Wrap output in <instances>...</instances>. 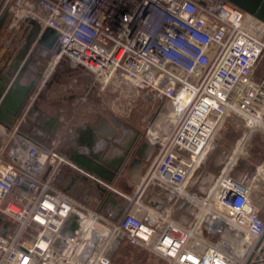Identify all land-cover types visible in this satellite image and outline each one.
Returning <instances> with one entry per match:
<instances>
[{"label": "built area", "instance_id": "2783aa9c", "mask_svg": "<svg viewBox=\"0 0 264 264\" xmlns=\"http://www.w3.org/2000/svg\"><path fill=\"white\" fill-rule=\"evenodd\" d=\"M0 3L56 32L54 67L82 69L103 87L127 86L159 103L161 138L143 185L153 183L188 207L185 219L172 218L136 191L115 218L89 211L57 178L68 167L95 185L107 183L23 133L20 120L4 131L0 148V264H109L100 224L169 264H247L222 243L224 237L208 236L226 227L246 238L244 254L258 250L264 221L251 185L231 176L228 167L206 198L188 194L186 185L229 113L243 115L247 125L264 120V72L258 77L257 71L264 61V21L228 0ZM71 214L80 226L64 238L60 230Z\"/></svg>", "mask_w": 264, "mask_h": 264}, {"label": "crops", "instance_id": "0c3cea01", "mask_svg": "<svg viewBox=\"0 0 264 264\" xmlns=\"http://www.w3.org/2000/svg\"><path fill=\"white\" fill-rule=\"evenodd\" d=\"M15 14L16 11L12 6L3 7L0 3V22L2 23L0 28V74L2 75L10 73L12 62L20 53L34 27L32 22L37 24L29 17L20 18ZM41 33L42 29L36 36L37 40ZM35 41L30 44L27 53L13 72L14 79L24 65L30 61L21 76L19 85L27 86L34 82L33 91L25 101L17 118L6 125L0 123V148L3 146L4 131L13 129L20 120H22L20 130L23 133L30 137L32 134L40 137L39 133L33 130V123L28 121V118H39L43 124V128H40L39 132L45 137L37 141L53 145L76 166L75 159L85 157L91 159L93 164L101 165L105 171L112 173L109 181L100 177L107 183V186L103 187L106 191L103 197L113 196L111 199L115 200L120 207L119 214L124 210L129 199L136 191H139L142 192L145 203L154 210H163L172 218L185 219V215L182 213L188 207L183 201L174 199L167 191L153 183L143 185L147 171L158 152V139L161 138V132L157 130L156 126L149 125L147 129H143L140 126L132 125L131 121L117 119L115 118L117 116L96 108L90 96L93 94L91 90L93 80L96 79L92 80L90 77L92 75L82 69H70L65 65L54 67V62L47 67V58L53 60L54 47L49 49ZM72 72H78V77L73 76L74 78H72ZM62 75L63 79L68 78L73 84H60ZM2 81L6 83L5 79ZM11 82H8L9 85ZM65 86H67L66 89ZM104 88L106 87H100L102 91ZM151 116L150 114V119ZM249 121V126L252 128L256 125L264 126L260 122ZM131 141L130 151L127 156H124L125 148ZM214 147L215 145L210 147L209 152L201 159L197 171H195L202 189L208 187L206 181L213 176L210 175V171L216 157L213 154ZM245 162L246 168H250L251 172L246 175L244 182L251 185L252 193H255L254 197H256L254 202L259 207V216L264 221V159L259 163L252 164V167L247 160ZM242 164L240 163V165ZM110 165H117V171L109 169ZM56 184L89 211H98L101 199L96 197L98 195L92 180L85 179L67 167L57 178ZM100 213L105 218L109 214L105 208L101 209ZM86 222L87 220L84 224ZM96 227L106 237L107 241L103 242L102 246L106 247L105 255L109 256V264H111L117 251L127 243V240L123 236L118 239L117 236L112 235L109 224H100ZM116 238L117 241H114ZM100 249L102 247L99 248V251Z\"/></svg>", "mask_w": 264, "mask_h": 264}, {"label": "rangeland", "instance_id": "374dc122", "mask_svg": "<svg viewBox=\"0 0 264 264\" xmlns=\"http://www.w3.org/2000/svg\"><path fill=\"white\" fill-rule=\"evenodd\" d=\"M8 23L9 22L7 21V24ZM50 63H53V60L47 58V67ZM62 68L64 69V67ZM257 71L258 77H260L262 72H264V61L260 63ZM78 72H72V78H74L73 76L78 77ZM63 75L60 78V84H73L68 78L63 79ZM90 77L92 80L94 79V77ZM101 86L102 85H100L99 82L93 80V86L91 89L93 94H90V96L92 97V101L95 103L96 108H100L102 111H106V113L117 116L115 117L117 119L131 121L132 125L140 126L143 129H147L149 125L157 127L161 126V119L158 117L159 103L150 104L144 98L138 97L136 92L127 86L122 85L119 87L117 85H109L106 86L103 91L100 89ZM66 87L67 86H65V89ZM150 114L152 115L151 119L149 118ZM150 121L152 124H150ZM260 124H264V120H262ZM263 127V125H256V127L252 128L247 125V119L243 115L229 113L223 119L219 130L211 141L210 146L213 147L215 145L213 154L216 157L212 162L210 171V175L213 176L209 177L210 180L208 179V181H206L208 182V187H206V189L201 188V185L196 178V168L186 185L187 193L196 198H206L217 177L221 174L222 170L227 167L228 173L231 176L245 181L246 175L251 172L250 168H246L245 160H247L252 167V164L259 163L264 159ZM240 163L243 164L240 165ZM254 194L255 193H252L253 201H255L256 198L254 197ZM192 209L194 208L192 207ZM236 235V232H230L228 228L222 227L219 235H210L208 238L215 241L217 236L218 238L224 237L222 240L224 242L230 241V244L233 246L232 249L235 250L238 249L237 246H240L239 241L240 239L242 241L243 238V236L240 235V239L235 241L234 236ZM245 245L246 243L242 246L244 250L246 249L244 248ZM257 252L258 250H255L254 253H248L246 251L244 257L249 259L247 264L259 263L255 259ZM160 258L163 257L147 248H141V246L133 247L127 242L119 248L111 264H169L166 259L161 260ZM263 262L264 261L260 263L263 264Z\"/></svg>", "mask_w": 264, "mask_h": 264}, {"label": "water", "instance_id": "95a60500", "mask_svg": "<svg viewBox=\"0 0 264 264\" xmlns=\"http://www.w3.org/2000/svg\"><path fill=\"white\" fill-rule=\"evenodd\" d=\"M232 5L239 8L240 10L244 11L245 13L264 21V0H228ZM1 22H0V28H1ZM33 29L30 32L29 36L26 39V42L22 49L20 50V53L15 58V60L12 62L10 67V73H6L5 75L0 74V123L8 124L12 122L17 116L20 114L21 110L23 109L25 105V101L29 98L33 91L34 82L30 83L27 86H21L19 85V81L21 79V76L23 75L25 69L27 68V65L30 61L24 65V67L21 69V71L18 73V75L13 79V72L17 68V66L20 64V61L23 59L24 55L27 53L29 46L32 42H38L39 45H42L44 47H47L49 49H52L55 44L56 39V32L50 28H46L42 30V33L40 35L39 40L36 39L37 34L40 32V27L32 22ZM2 79H5L6 83L2 81ZM12 80V82H11ZM8 82H11L9 85ZM28 121L33 123V130L38 132L40 137L37 135L32 134V137L36 140H40L42 137L45 136L40 133L39 129L43 128V124H41V119L39 118H28ZM132 141L127 144L125 148V155L130 151ZM93 157V156H92ZM75 163L80 168L98 176V177H104L107 181H109L112 177V173L107 172L104 170V168L101 165H95L91 162V159L85 158V157H78L75 159ZM109 169L112 171H117V165H110L108 166ZM95 189L97 191L96 196L98 199H101V202H99V209L98 211H101V209L105 208V211H107L110 214V218H115L118 216L120 212V207L118 206L117 202L115 200H112V197H103L105 194V189L99 185H95ZM79 218L76 214H71L68 220L66 221V224L63 226V228L60 230V235L64 238H68L74 235V232L79 228ZM97 235L94 233L92 242L94 243L96 240ZM122 238V235L118 236V239ZM117 241V238L114 240ZM57 243L62 246V240L58 239ZM92 250L91 246L86 247V252H90ZM107 259H109V256H106ZM255 259L258 262L264 261V236L260 239V245L258 248V252L255 256Z\"/></svg>", "mask_w": 264, "mask_h": 264}, {"label": "bare ground", "instance_id": "6f19581e", "mask_svg": "<svg viewBox=\"0 0 264 264\" xmlns=\"http://www.w3.org/2000/svg\"><path fill=\"white\" fill-rule=\"evenodd\" d=\"M2 132H3V130H2ZM239 233V232H238ZM237 234V233H236ZM235 237V241H237L238 239H240V235L239 234H237L236 236H234ZM223 241V240H222ZM245 241H246V238H242V241H241V239H240V246H237L238 247V249H235L236 250V252H235V254L236 255H238V257H244V252H245V250L243 249V247L242 246H244V244H245ZM226 247H229V248H231L232 249V244H230V241H223L222 242ZM232 243V242H231ZM239 245V244H238ZM235 248V247H234ZM244 248H246V245H245V247Z\"/></svg>", "mask_w": 264, "mask_h": 264}]
</instances>
